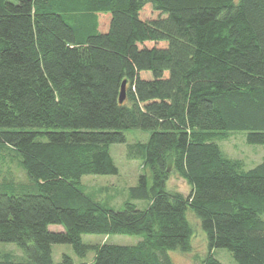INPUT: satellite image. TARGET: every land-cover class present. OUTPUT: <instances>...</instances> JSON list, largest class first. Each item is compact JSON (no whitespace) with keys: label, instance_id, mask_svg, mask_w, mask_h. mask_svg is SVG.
Masks as SVG:
<instances>
[{"label":"trees","instance_id":"trees-1","mask_svg":"<svg viewBox=\"0 0 264 264\" xmlns=\"http://www.w3.org/2000/svg\"><path fill=\"white\" fill-rule=\"evenodd\" d=\"M131 130L150 132L127 145L143 173L114 211L81 179L117 175L109 148ZM233 132L264 147V0H0V152L24 174L0 180V243L22 252L0 264H54V245L82 264H173L169 251H191L188 210L206 236L199 264H221L214 249L264 264V156L250 170L225 156L215 140Z\"/></svg>","mask_w":264,"mask_h":264},{"label":"rangeland","instance_id":"rangeland-1","mask_svg":"<svg viewBox=\"0 0 264 264\" xmlns=\"http://www.w3.org/2000/svg\"><path fill=\"white\" fill-rule=\"evenodd\" d=\"M126 144L111 145L109 148L110 156L113 160L118 174L114 176H86L81 179V189L94 201L105 208L119 211L123 208L124 202L129 200L128 188L137 184L139 176L143 173L142 160H128L126 158L127 145L136 142L145 143L150 132L131 130L124 133ZM215 143L221 152L230 159L239 160L244 164V170H250L261 163L264 156V147L248 145L242 133H230L227 139H216ZM9 153L0 152V180L3 177H11L15 181L24 180V174L18 169L13 161H9ZM167 189L181 193L184 196L189 194V186L174 176L169 178ZM138 209H145L147 202H134ZM187 220L193 229L191 240V251L183 254L179 251H169L168 256L173 264H199V259L208 253L206 236L200 228L199 219L190 210L186 213ZM51 232H61L60 226H50ZM141 240L137 236H101L87 235L82 236V242L85 245H117L134 246ZM0 253H12L22 256V252L13 244L0 243ZM213 257L221 264H237L231 253L225 249H214ZM67 256L72 259L74 264H82L73 253L70 246L54 245L52 246V259L54 264H59L62 257ZM197 257V260L194 258ZM94 253L90 252L85 263H91Z\"/></svg>","mask_w":264,"mask_h":264},{"label":"water","instance_id":"water-1","mask_svg":"<svg viewBox=\"0 0 264 264\" xmlns=\"http://www.w3.org/2000/svg\"><path fill=\"white\" fill-rule=\"evenodd\" d=\"M125 91H126V82H123L122 83V86H121V91H120V95H119V104L122 105L125 101Z\"/></svg>","mask_w":264,"mask_h":264}]
</instances>
